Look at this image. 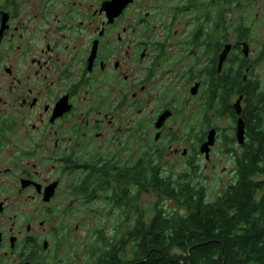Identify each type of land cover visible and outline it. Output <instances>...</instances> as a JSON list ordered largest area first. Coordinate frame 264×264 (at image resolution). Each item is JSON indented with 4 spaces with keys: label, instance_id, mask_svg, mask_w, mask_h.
<instances>
[{
    "label": "flooded vegetation",
    "instance_id": "af4514ba",
    "mask_svg": "<svg viewBox=\"0 0 264 264\" xmlns=\"http://www.w3.org/2000/svg\"><path fill=\"white\" fill-rule=\"evenodd\" d=\"M261 143L264 0H0V264H84L149 168L226 187Z\"/></svg>",
    "mask_w": 264,
    "mask_h": 264
},
{
    "label": "trees",
    "instance_id": "16d2710c",
    "mask_svg": "<svg viewBox=\"0 0 264 264\" xmlns=\"http://www.w3.org/2000/svg\"><path fill=\"white\" fill-rule=\"evenodd\" d=\"M258 154L264 163L262 143ZM154 172L132 189L135 220L99 230L84 264H264V173H235L215 193L201 173ZM144 193L158 200L141 215Z\"/></svg>",
    "mask_w": 264,
    "mask_h": 264
},
{
    "label": "rangeland",
    "instance_id": "374dc122",
    "mask_svg": "<svg viewBox=\"0 0 264 264\" xmlns=\"http://www.w3.org/2000/svg\"><path fill=\"white\" fill-rule=\"evenodd\" d=\"M200 177L202 180L205 181L206 185L209 187L210 192H215V193H222L223 188L225 187V184L229 181V175L220 173L219 171L217 173H201ZM144 203L146 205H149L150 203H155L157 202V198L153 195H148L144 199ZM172 206V205H171ZM87 235V232L84 229V235H83V240L85 239V236ZM78 247L82 246L84 243H80V240L78 239ZM83 260L85 262V254L84 256L82 255Z\"/></svg>",
    "mask_w": 264,
    "mask_h": 264
},
{
    "label": "water",
    "instance_id": "95a60500",
    "mask_svg": "<svg viewBox=\"0 0 264 264\" xmlns=\"http://www.w3.org/2000/svg\"><path fill=\"white\" fill-rule=\"evenodd\" d=\"M212 144H213V143H209V144L207 145V147L212 146Z\"/></svg>",
    "mask_w": 264,
    "mask_h": 264
}]
</instances>
